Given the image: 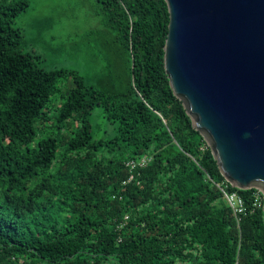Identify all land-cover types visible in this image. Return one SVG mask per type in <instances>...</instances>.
I'll use <instances>...</instances> for the list:
<instances>
[{
	"label": "trees",
	"instance_id": "trees-1",
	"mask_svg": "<svg viewBox=\"0 0 264 264\" xmlns=\"http://www.w3.org/2000/svg\"><path fill=\"white\" fill-rule=\"evenodd\" d=\"M30 1L0 0V264H264V200L225 179L170 86L166 0H96L112 56L90 44L92 74L25 49Z\"/></svg>",
	"mask_w": 264,
	"mask_h": 264
},
{
	"label": "water",
	"instance_id": "water-1",
	"mask_svg": "<svg viewBox=\"0 0 264 264\" xmlns=\"http://www.w3.org/2000/svg\"><path fill=\"white\" fill-rule=\"evenodd\" d=\"M164 67L234 187L264 193V0H166Z\"/></svg>",
	"mask_w": 264,
	"mask_h": 264
},
{
	"label": "rangeland",
	"instance_id": "rangeland-1",
	"mask_svg": "<svg viewBox=\"0 0 264 264\" xmlns=\"http://www.w3.org/2000/svg\"><path fill=\"white\" fill-rule=\"evenodd\" d=\"M97 7L96 0H31L15 25L23 30L25 49L39 52L44 67H66L92 74L95 63L90 44L95 45L96 51L102 49L101 56H112V48L107 44L110 36L101 31ZM73 85L70 80L62 83L61 89L64 92ZM57 97L59 92L53 98ZM92 120L96 135H114L116 125L103 116L101 107L95 108Z\"/></svg>",
	"mask_w": 264,
	"mask_h": 264
},
{
	"label": "built area",
	"instance_id": "built-area-1",
	"mask_svg": "<svg viewBox=\"0 0 264 264\" xmlns=\"http://www.w3.org/2000/svg\"><path fill=\"white\" fill-rule=\"evenodd\" d=\"M147 162H148V157H142L138 161L140 165H145ZM128 164L131 166V168H134L137 163L135 161H130ZM217 185L221 189L225 199L227 200L228 204L233 208L235 213L241 215L246 212L245 200L237 191H231L228 188L229 185L227 183L217 184ZM253 194H254V205L258 207L262 206L264 200V193L262 192V190L255 188Z\"/></svg>",
	"mask_w": 264,
	"mask_h": 264
}]
</instances>
